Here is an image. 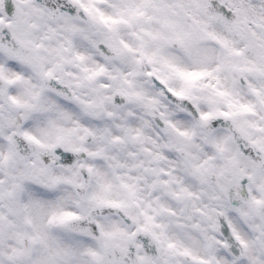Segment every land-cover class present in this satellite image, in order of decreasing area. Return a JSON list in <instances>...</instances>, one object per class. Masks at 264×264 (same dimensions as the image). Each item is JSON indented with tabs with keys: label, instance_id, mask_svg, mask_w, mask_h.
Returning <instances> with one entry per match:
<instances>
[{
	"label": "rangeland",
	"instance_id": "1",
	"mask_svg": "<svg viewBox=\"0 0 264 264\" xmlns=\"http://www.w3.org/2000/svg\"><path fill=\"white\" fill-rule=\"evenodd\" d=\"M92 1L104 31L117 20L125 22V7L135 12L130 3L141 0ZM170 1L190 12L186 41L181 39L183 45L177 49H160L158 63L148 66L163 71L168 85L198 106L201 120L189 119L161 91L133 83L132 77L127 81L132 84L116 83L115 89L125 92L128 105H112L109 98L99 105L100 111L81 113L74 125H69L72 118L63 125L46 95L18 97L14 103L20 112L0 111V264H82V258L104 264L91 240L72 235L64 226L67 218L83 215L88 208L73 189L82 181V164L93 174L91 206L100 201L117 204L133 217V229L154 232L161 257L153 264H264V218L259 209L264 173L232 152L237 151L228 132L207 135L200 128L210 115L225 114L264 149V6L251 10L248 5L260 0H230L235 16L228 19L212 14L211 0H190V6L187 1ZM207 24L208 29L216 25L224 36L212 34V46L192 40V30ZM163 27L170 31L171 41L180 37L167 23ZM229 36L238 48L224 43ZM192 42L195 45H189ZM84 100L85 106L94 104ZM153 110L165 122L163 130L151 122ZM17 128L38 146L32 159L22 160L12 147L9 134ZM70 130L90 132L94 141L75 144ZM58 144L83 148L87 156L72 169L58 167L49 159V151ZM172 147L183 149L185 156L172 154ZM242 174L254 180L247 197L238 187ZM220 210L246 247L244 259H238L215 230ZM99 223L107 242L125 245L132 229L115 218ZM137 248L143 259L140 243Z\"/></svg>",
	"mask_w": 264,
	"mask_h": 264
},
{
	"label": "flooded vegetation",
	"instance_id": "2",
	"mask_svg": "<svg viewBox=\"0 0 264 264\" xmlns=\"http://www.w3.org/2000/svg\"><path fill=\"white\" fill-rule=\"evenodd\" d=\"M92 2L0 0V111L8 109L18 113L20 109L14 100L22 95L38 93L47 96V105L50 104L53 112L62 116L63 125L70 118L73 121L69 125H74L82 117L81 113L100 111L99 105L103 106L109 98L112 105L125 107L115 102L116 93L126 95L122 90H115L116 83L128 84L131 77L133 83H144L148 89L151 85V89L160 91L152 86L150 73L161 78L165 73L151 70L148 64L158 63L156 54L160 49L173 50L183 45L181 39L186 41L187 23H191L192 18L178 17L174 9L178 4L175 2L141 0L130 3L135 12L129 11L124 17L125 22L117 20L112 27L102 31ZM216 20L220 18L216 17ZM165 23L171 26V31L180 35L174 38L176 41L173 39L171 42L170 31L163 27ZM208 27L207 24L205 28ZM192 31L195 32V29ZM113 53L115 58L110 59L108 55ZM123 95L119 99H125ZM85 98L93 100L91 108L85 106ZM63 128L67 131L66 127ZM220 131L224 134L226 130ZM69 132V139L75 144L80 143L83 133L75 130ZM226 132L231 135L229 131ZM246 136L256 142L249 135ZM256 143L264 151L262 145ZM235 149L237 152L233 148L232 152L240 157L236 146ZM171 151L179 157L174 147ZM253 181V178L249 180L248 188ZM169 196L172 199L173 194ZM91 203L93 201L87 196V201L82 205H87L88 211ZM155 217L157 219L159 215ZM112 218L116 219L108 216L99 218V221ZM152 223L155 221L152 220ZM92 243L99 250L104 264H109L104 246L95 241ZM106 243L113 245L112 242ZM82 259V264H91L86 258ZM154 262L146 259L144 264Z\"/></svg>",
	"mask_w": 264,
	"mask_h": 264
},
{
	"label": "water",
	"instance_id": "3",
	"mask_svg": "<svg viewBox=\"0 0 264 264\" xmlns=\"http://www.w3.org/2000/svg\"><path fill=\"white\" fill-rule=\"evenodd\" d=\"M231 14L230 11H228ZM155 84L161 86L166 92L168 98L173 102L180 105V107L187 111L190 115L197 117V107L192 104V102L182 96H179L168 89V87L155 79ZM156 122H158L156 120ZM159 123V122H158ZM203 127L208 132H213L217 128H229L233 131L234 139L238 144L240 151L249 157L251 161L264 169V153H262L259 148L250 142L248 139L243 137L237 130L233 129V123L227 116H212L208 118L204 123ZM14 146L23 158H31L35 152V146L30 143L22 135L14 134L13 135ZM92 140V136L88 134L84 141L88 142ZM55 153L60 156L56 160L57 165H63L67 168L72 167L76 162L85 157V153L82 151H66L60 147L55 148ZM81 172L83 175V183L75 186V190L81 200L85 201L86 192L91 184L92 175L90 171L86 170L84 166L81 167ZM247 178L244 176L240 181V188L244 194H248L247 191ZM261 209L264 213V203L261 204ZM108 215H117L122 217L128 226L132 225V219L124 213L119 207L108 204L100 203L95 206L86 216L70 218L66 221L65 226L76 233H80L86 237H90L99 242L103 243L102 233L100 227L96 222L97 216H108ZM222 227L218 230L227 236L230 243V248L236 253L238 258L245 257V249L242 244L239 243L237 238L233 235L226 217L223 213H220ZM141 240L144 244V249L147 251L148 255L153 258L159 257V250L156 245L154 237L151 233L146 232L143 229H137L131 236L128 237L127 245L124 247H108L106 248V256L108 261L111 264H140L141 261L138 259L135 242L136 240Z\"/></svg>",
	"mask_w": 264,
	"mask_h": 264
},
{
	"label": "bare ground",
	"instance_id": "4",
	"mask_svg": "<svg viewBox=\"0 0 264 264\" xmlns=\"http://www.w3.org/2000/svg\"><path fill=\"white\" fill-rule=\"evenodd\" d=\"M181 1H187V2H185L186 4H188L189 6H190V0H181ZM222 1H224L225 2V5H227V6H229V7H233V5L231 4V2H230V0H222ZM177 2V1H176ZM254 3V2H253ZM177 4H178V2H177ZM257 6H256V5ZM254 5V6H253ZM261 6H264V2L263 1H259L258 3H254V4H251V5H248V8L249 9H251V10H255V9H257L258 7H261ZM175 11H178V17H180V18H182V19H184L185 17H186V14L187 13H190V12H186L185 10H184V8L183 7H180L179 5H178V7H176L175 6ZM191 10H193V7L192 8H190ZM193 11H195V10H193ZM200 11H202L203 13L205 12V11H203L201 8H200ZM262 17L264 18V15H262ZM209 28V27H208ZM207 28V29H208ZM205 30L204 32H203V34L205 35L204 36V38L202 39V40H204V41H208V37L209 36H212V34H214L215 36H218V37H220V38H223L224 36L223 35H221L222 33H221V31H219L218 29H217V26L216 25H212L211 26V28L210 29H208V30ZM235 33H236V35H238L239 33H238V30L237 29H235ZM198 35H200V33H198ZM196 37H197V34H196ZM224 43L225 44H234L235 45V47L236 48H238V43H237V41L236 40H232L231 39V36H229L228 37V39H226L225 41H224ZM227 44V45H228ZM227 46H223V48L225 49ZM212 67V69H213V72H212V75H214L215 73H216V64H214L213 63V66H211ZM226 91L228 92V91H230V89L227 87V85H226Z\"/></svg>",
	"mask_w": 264,
	"mask_h": 264
}]
</instances>
